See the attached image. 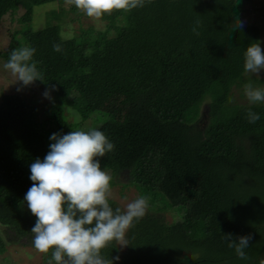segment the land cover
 <instances>
[{"label": "trees", "instance_id": "trees-1", "mask_svg": "<svg viewBox=\"0 0 264 264\" xmlns=\"http://www.w3.org/2000/svg\"><path fill=\"white\" fill-rule=\"evenodd\" d=\"M63 1L0 0V20L23 9L16 15L18 27L6 31L0 57L6 63L14 49L35 48L33 61L43 76L36 83L50 92L51 103L37 130L24 120L25 109L33 105H22L14 96L0 100V252L10 242L33 244L36 217L24 201L33 183L30 165L49 152L53 133L77 131L90 120L99 123L83 131L100 130L115 145L97 158L101 168L113 172L111 185L137 187L146 197L155 191L183 210L182 222L193 227L191 235H181L171 228L174 221L148 208L128 231V245L113 241L101 252L105 259L114 264H260L264 108L240 105L207 128L196 120L198 112L188 114L211 86L227 89L240 76L259 25L237 27V0H152L131 12L105 15L101 30L91 21L78 31L72 26L62 31L61 22L32 28L35 7L48 4L52 17L59 18L66 11L54 3ZM70 10L82 13L75 6ZM68 29L75 31L63 34ZM55 43L61 52L53 50ZM115 94L131 99L121 120L97 111ZM67 105L78 112V120L65 114ZM221 106L217 96L209 104L211 115ZM249 109L260 116L254 124L246 118ZM229 233L237 242L252 235L247 260L228 247L224 235ZM175 249L195 256L179 257L183 252Z\"/></svg>", "mask_w": 264, "mask_h": 264}, {"label": "clouds", "instance_id": "clouds-1", "mask_svg": "<svg viewBox=\"0 0 264 264\" xmlns=\"http://www.w3.org/2000/svg\"><path fill=\"white\" fill-rule=\"evenodd\" d=\"M152 0H65L67 6H75L93 22H99L114 11L131 12L143 8ZM237 27L243 22L236 20ZM200 21H196L199 25ZM193 32H197L193 27ZM53 50L61 52L59 43ZM35 48L14 49L3 68L27 87L43 76L33 61ZM244 70L259 76L264 70V51L260 43H252L244 53ZM55 89V85L50 86ZM19 90V89H18ZM44 96L50 98V92ZM244 96L249 104L264 103V89L255 88L251 83L244 85ZM249 123H256L260 116L251 109L247 112ZM49 152L41 160L37 158L30 165L32 186L25 194L24 201L36 222L31 232L37 252L47 255L48 264H114L101 252L113 241L120 247L128 245L126 235L146 214L148 197L139 196L128 203L124 211L113 209L109 204L112 177L101 169L99 158L114 150L115 145L106 135L96 129L77 130L67 134L53 133ZM228 247L234 248L238 258L247 260L245 249L249 247L252 235L234 239L232 234L224 235ZM116 260L119 257L115 258ZM264 264V260L260 261Z\"/></svg>", "mask_w": 264, "mask_h": 264}, {"label": "rangeland", "instance_id": "rangeland-1", "mask_svg": "<svg viewBox=\"0 0 264 264\" xmlns=\"http://www.w3.org/2000/svg\"><path fill=\"white\" fill-rule=\"evenodd\" d=\"M237 1L239 2L237 20L242 21L243 24L256 23L259 25L260 32L257 42L260 43L262 51H264V0ZM54 5L61 6L62 9L66 11L65 15L59 18L56 15H53L52 17V13H50L52 8L50 5L48 6V4H45L37 6L34 8L35 25L32 24V28H40L46 25L52 27L56 26L57 24L59 25L61 22L62 31H65L68 26H72L76 31H78L80 25L86 26L89 21L93 22L84 13H81V15L75 14L73 10H70V6L65 4V1L61 2L60 4L55 2ZM56 8L58 9L59 7H55V10ZM21 12H23V9L19 8L17 9V12L14 13V16L11 17V14L7 13L1 18L0 48L5 47L8 43L6 31L13 27H18L16 15H19ZM93 24L97 30H101V28H103V26H101V21L93 22ZM75 30L68 29L69 32H63V34H73ZM2 60L3 59L0 57V100L3 96H14L22 105V101L27 107L29 105H33L31 109H25L24 120L28 126H32L33 128L36 127L37 130H39L40 126L38 123L41 124V122H43L42 119L46 117L47 112H49L51 108L49 98L44 96L45 92L43 90V86L36 82L33 85L27 87L23 86L21 83H16V79L11 75V73L3 68L5 62ZM247 83H251L255 88L264 89V70L261 71L259 76H255L251 73H246L243 68L240 76L233 80L231 86H228L227 89H223L219 85L211 86V89H209L204 94V96L198 100L196 104L197 106H191L189 108L188 114L195 115L198 112L196 120H203V125L207 123V128L218 120L230 117L232 110L240 105L259 106L264 108V103H248L246 97L244 96V85ZM217 96L222 97V106L215 115H211L209 112V104ZM20 97L23 99L21 100ZM130 101L131 99L127 96L115 94L107 103L103 104L101 107L99 106L97 111L100 114L107 113L110 117L121 120L124 114L125 106L129 104ZM40 113H43L42 116ZM66 113L69 119L72 118L78 120V112L73 107L67 105L65 108V114ZM98 123H94V121L92 123L90 120H86L82 122V124L78 127V130H85L87 126L89 128H93L96 124L98 125ZM101 169L105 170L112 177L113 172L110 169L105 167ZM153 194L155 197H153ZM139 196L145 195L137 187L135 188L131 185L124 186L122 184H114L111 185V196L109 201L117 204L124 211L126 205L134 201ZM147 197L149 200L148 208H151L150 210L161 212L163 218L167 222L174 221L171 228L176 229L181 235L185 234L187 237L188 235H191L190 233H192L191 230L193 228L192 225L186 226L185 223L182 222L183 216L181 215L183 210H178L175 207H172L166 198H164L162 195H157L155 191H147ZM178 249H175V251H182ZM182 252L184 254H177V256L185 259H192L195 256L192 252ZM175 253L177 252H174V254ZM49 259H51V251L47 255L41 254L35 250L34 244H15L10 242L7 243L5 248L0 252V264H48ZM53 264H55L54 261Z\"/></svg>", "mask_w": 264, "mask_h": 264}]
</instances>
